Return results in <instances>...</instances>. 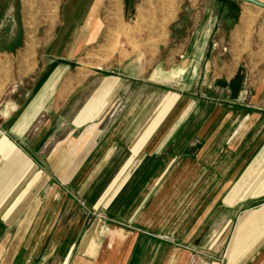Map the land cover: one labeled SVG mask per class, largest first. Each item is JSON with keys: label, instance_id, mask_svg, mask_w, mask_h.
<instances>
[{"label": "crops", "instance_id": "1", "mask_svg": "<svg viewBox=\"0 0 264 264\" xmlns=\"http://www.w3.org/2000/svg\"><path fill=\"white\" fill-rule=\"evenodd\" d=\"M18 6L0 26L47 44L0 50V245L7 234L6 251L28 241L41 219L47 258L59 250L62 264H264V10L237 0ZM120 27L138 43L134 60L116 59V71L74 62L106 52L101 41H118Z\"/></svg>", "mask_w": 264, "mask_h": 264}, {"label": "rangeland", "instance_id": "2", "mask_svg": "<svg viewBox=\"0 0 264 264\" xmlns=\"http://www.w3.org/2000/svg\"><path fill=\"white\" fill-rule=\"evenodd\" d=\"M29 5H32V7H39L41 5H44L46 0H26ZM173 0H164V2H170ZM12 2V6L15 7L16 11L19 9V0H0V22L2 21L3 16L6 14L7 11V7L8 5L10 6ZM8 3V4H7ZM16 11L15 14H12V17H17L16 15ZM119 15V14H118ZM125 22H128L130 20V17L126 16L124 17ZM3 22V21H2ZM2 29V34L0 33V50L3 52H11L13 50H15L16 48H20L19 49V53L22 52H37L39 51V53H41V51H43L45 49V45L47 44L45 41H41V42H33L31 39H26L25 41L22 42L23 39V30L22 27L20 25H3L0 26ZM166 27L164 26V29ZM27 31L31 32H37V29H39V33H42L41 30L43 29H47V27H38V26H31V27H26ZM11 30H13V35L10 36L9 33L11 32ZM133 30V28L131 29V31ZM137 30V29H136ZM104 33V39L106 40V33L107 30L104 28V30L102 31V34ZM123 29L120 27L119 29H116L115 31V36L116 38L119 37L118 41H113V42H109L110 45L109 47H107V42L105 41H101V44H106L105 47L106 49H108L106 52H103L102 55H100L99 57L95 58H83L82 54H80L77 59L74 60V62H77V64H81V65H92L94 67H99L101 65H103V63L107 62L106 67H112L109 68V70H113L116 71L117 68L113 65L114 61L116 62V59H120L122 61L121 58H123V56H125V60L129 61V60H134V59H129V52L130 53H134L135 50H137L138 46L136 42L134 41H125L123 38ZM18 35V37L16 36ZM17 37V38H16ZM129 33L127 35V40L129 39ZM18 39L19 43H17V41H12ZM94 43H90L89 46L86 48L88 50L92 49V45ZM85 49V50H86ZM104 55V56H103ZM127 56V57H126ZM149 60L151 59H146V65H150ZM175 61H179V59H173L172 62ZM37 61V59H36ZM46 62H48V59H42V62H40V64H46ZM174 64H176L174 62ZM116 65V64H115ZM169 65H170V61H169ZM185 65V63L183 64ZM40 66V65H39ZM117 66V65H116ZM105 65L102 66V68H104ZM169 68V67H166ZM182 72H185V67H180ZM165 76V73L163 74V77ZM184 76V74H180L179 75V81L180 79L182 80V77ZM165 78V77H164ZM171 81V80H166V82ZM172 81H176L172 80ZM165 83V82H164ZM247 171H242L243 174H245ZM264 173V171H262ZM228 194L230 192H233V181L231 182V185L228 186ZM229 205H231L232 203L230 201L227 202ZM234 204V203H233ZM257 204H264V201H259V203ZM229 205H227V213H226V221H227V235H223V239L221 241L224 240V237L227 236V242H229L230 239V234L229 231L233 228L234 226V213H235V206H232V208L229 207ZM212 211L216 210L217 205L212 206ZM264 208V206L258 208V209H262ZM82 210L85 211V209H83V207H81ZM244 215H247L244 213ZM221 219V223H222ZM210 224L212 226H217L219 225V218H212L210 219ZM42 223H41V219H36V226L35 229L33 230V232L31 233L28 241H24L22 242V239L18 244L17 242H14L13 244L10 245L8 251H6V247L8 246L10 239L12 236L14 235H6V240L5 242H3L0 245V264H62L65 261V255L64 252L62 255H59L58 253H60L59 250H55V252L53 251L52 257H48L47 255L48 253L50 254L49 250L46 249V246L44 244V239L46 236L45 231L42 232ZM4 235H0V238L3 237ZM19 237H21V235H19ZM213 238V237H212ZM25 240V239H24ZM22 246V247H21ZM11 248V249H10ZM6 251V252H5ZM72 250H70L71 253ZM233 251V250H232ZM216 255H218V253H216ZM69 258V257H68ZM29 260V261H28Z\"/></svg>", "mask_w": 264, "mask_h": 264}, {"label": "water", "instance_id": "3", "mask_svg": "<svg viewBox=\"0 0 264 264\" xmlns=\"http://www.w3.org/2000/svg\"><path fill=\"white\" fill-rule=\"evenodd\" d=\"M237 1H240V2H243V3H248V4L254 5V6L264 10V3H262V2H259V1H256V0H237Z\"/></svg>", "mask_w": 264, "mask_h": 264}, {"label": "bare ground", "instance_id": "4", "mask_svg": "<svg viewBox=\"0 0 264 264\" xmlns=\"http://www.w3.org/2000/svg\"><path fill=\"white\" fill-rule=\"evenodd\" d=\"M259 1H261V0H259Z\"/></svg>", "mask_w": 264, "mask_h": 264}]
</instances>
